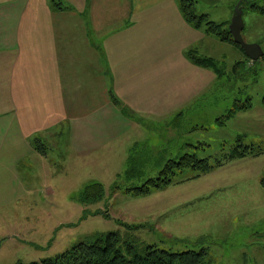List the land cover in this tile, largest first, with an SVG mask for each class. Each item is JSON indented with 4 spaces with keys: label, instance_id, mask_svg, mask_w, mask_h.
<instances>
[{
    "label": "rangeland",
    "instance_id": "374dc122",
    "mask_svg": "<svg viewBox=\"0 0 264 264\" xmlns=\"http://www.w3.org/2000/svg\"><path fill=\"white\" fill-rule=\"evenodd\" d=\"M192 1L198 16L228 30L242 2L243 38L264 51V14L243 4L253 0ZM257 1L264 7V0ZM214 40L190 49L214 60L223 73L210 86L206 107L186 118L184 131L197 127L196 132L183 139L172 127L154 129L148 149L140 152L141 164L148 167L140 180H128L126 161L117 152L103 167L85 164L67 150L65 137L41 142L50 151L52 176L41 174L32 161L17 168L0 161V264L40 263L110 233H119L139 251L151 245L173 253L206 249L211 264H264V154L227 162L198 179L188 169L175 177L174 185L146 198L126 192L156 178L159 169L154 167L179 159L188 144L196 147L188 153L212 164L239 143L264 151V59L249 63L238 47ZM239 62L247 66L235 71ZM248 99L251 110L229 117L236 102ZM171 142L179 144L164 150ZM24 174L37 177L28 180L32 177Z\"/></svg>",
    "mask_w": 264,
    "mask_h": 264
},
{
    "label": "crops",
    "instance_id": "0c3cea01",
    "mask_svg": "<svg viewBox=\"0 0 264 264\" xmlns=\"http://www.w3.org/2000/svg\"><path fill=\"white\" fill-rule=\"evenodd\" d=\"M58 1L0 0L2 165L32 161L52 176L50 151L36 146L64 137L85 164L117 152L127 165L154 129L196 132L186 118L206 107L217 77L187 53L215 40L186 22L179 0Z\"/></svg>",
    "mask_w": 264,
    "mask_h": 264
},
{
    "label": "trees",
    "instance_id": "16d2710c",
    "mask_svg": "<svg viewBox=\"0 0 264 264\" xmlns=\"http://www.w3.org/2000/svg\"><path fill=\"white\" fill-rule=\"evenodd\" d=\"M180 8L187 23L195 29L204 28L207 35L218 39L220 42L229 43L233 46L243 49L237 45L230 31L224 29L222 25L208 21V16H198L196 13V2L192 0H179ZM250 9L256 13L264 14V7H260L257 0L244 1ZM60 4H57L59 7ZM60 9V7H59ZM191 50L187 53L189 60L194 64L204 69H210L215 72L219 77L223 75L222 71L218 69V64L212 59H202ZM246 56V55H245ZM247 58V57H246ZM264 59V57H263ZM249 63L251 62L247 58ZM247 64L237 63L235 71H238ZM115 104L117 101H114ZM262 105L264 107V93L262 96ZM252 109L251 99H248L245 104L240 105L239 102L235 103V109L231 110L229 117H233L239 112H247ZM41 144V143H40ZM43 145L36 146V150L45 155ZM192 149H196L195 145H186L184 147V154L177 160H169L162 167H154L158 170L156 178H149L141 186L129 188L126 190L134 198H146L156 191H162L175 184V177L184 171L191 169L195 171L194 179H198L203 175H207L215 171L227 162L245 159L247 157H258L264 154L260 146L250 145L247 146L239 143L228 155L217 158L216 162L212 164L210 159H199L196 154L188 153ZM145 151V150H141ZM141 151H134L128 161L127 178L130 181L140 180L145 174V165L141 164L143 158L140 155ZM157 162H159L157 160ZM151 165L149 161L148 166ZM152 168V167H151ZM97 189L101 186H94ZM103 192V190H100ZM129 227V226H128ZM131 228V227H129ZM17 264H22L21 262ZM31 264H211L209 253L206 249L199 252L187 251L182 253H173L160 249L157 245H151L139 251L130 241H123L119 233H110L105 236L90 237L84 241L78 242L65 253L57 256L54 259L42 261L40 263Z\"/></svg>",
    "mask_w": 264,
    "mask_h": 264
},
{
    "label": "water",
    "instance_id": "95a60500",
    "mask_svg": "<svg viewBox=\"0 0 264 264\" xmlns=\"http://www.w3.org/2000/svg\"><path fill=\"white\" fill-rule=\"evenodd\" d=\"M245 29L244 22V7L240 2L233 13L231 25L229 28L230 34L233 37L234 42L239 45L246 57L252 62H257L264 57V51L258 44H247L243 38V31Z\"/></svg>",
    "mask_w": 264,
    "mask_h": 264
}]
</instances>
